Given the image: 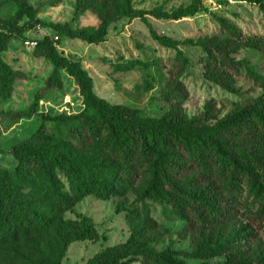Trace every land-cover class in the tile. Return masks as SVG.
<instances>
[{
  "label": "trees",
  "instance_id": "obj_1",
  "mask_svg": "<svg viewBox=\"0 0 264 264\" xmlns=\"http://www.w3.org/2000/svg\"><path fill=\"white\" fill-rule=\"evenodd\" d=\"M109 1L78 0L77 15ZM239 1L264 13V0ZM123 3V17L143 20L154 41L177 52L170 86L163 94L168 108L155 119L139 109L109 103L95 93L94 81L80 61L61 55L49 35L39 40L35 54L54 66L49 84L60 86L59 73L65 71L77 83L86 110L73 118L44 115L47 122L67 123V138L57 139L42 126L11 150L13 172L0 168V264H12L13 254H20L22 264H63L71 245L101 239L91 218L64 217L90 196L125 197L142 183L144 202L170 205L185 223L191 250H157L151 239L157 223L144 206L131 218L129 239L106 248L88 264H264V80L263 96L242 103L227 116L220 117L210 104L189 119L177 100L186 94L180 79L190 61L179 50L180 43L155 31L148 17H194L204 11L203 1L172 13L136 10L130 0ZM217 22L227 37H206L201 63L206 79L225 87L240 74L241 64L231 54L245 48L261 51L264 44L247 38L226 19ZM37 24L46 25L35 19L24 0L13 21H0V29L26 37ZM110 25L111 19L105 18L96 29L50 26L61 36L100 45L108 40ZM6 50L0 43L2 99L13 96L19 76L3 61Z\"/></svg>",
  "mask_w": 264,
  "mask_h": 264
},
{
  "label": "rangeland",
  "instance_id": "obj_2",
  "mask_svg": "<svg viewBox=\"0 0 264 264\" xmlns=\"http://www.w3.org/2000/svg\"><path fill=\"white\" fill-rule=\"evenodd\" d=\"M24 0H0V21H13ZM35 12V19L45 23L41 37L49 35L58 52L72 61H80L94 81V91L113 105H125L142 111L145 117L159 119L167 110L163 100L164 90L170 86L177 52L154 41L147 24L138 18L123 17V0H110L109 5L97 3L77 15L78 0H25ZM101 1V0H100ZM136 10L172 13L195 0H130ZM204 11L180 21L158 20L148 17V23L160 35L180 43L179 50L190 61L180 81L186 94L178 99L183 113L193 119L206 111L210 104L216 106L219 116L225 117L242 103L263 96L260 81L264 80V49L245 48L233 52L231 58L241 64L240 74L227 86L210 82L205 77L201 47L206 37L226 38L217 18L226 19L247 38L264 44V13L256 6L239 0H202ZM111 19L108 40L93 45L61 36L53 26L66 30L96 29L102 19ZM27 20L19 25L23 27ZM4 34L0 43L7 46L2 54L19 76L14 84L13 96L0 98V168L13 172L16 167L11 150L32 138L42 126L57 139L67 138V123L45 121L43 116L76 117L85 112L80 89L65 71H60L61 85H50L53 64L38 57L35 49L27 45V38ZM56 38H59V40ZM76 125V124H75ZM98 154L101 149H96ZM107 156L106 154H103ZM95 156V154H94ZM145 186L140 184L127 196L113 195L106 200L90 196L81 201L74 212L64 220L91 218L101 235L98 242L85 241L70 246L63 264H88L106 248L126 242L132 233V216L142 212L144 206L151 210L157 228L151 239L159 251L168 247L191 250L185 223L172 207L154 201H143ZM131 219V220H130ZM136 221L142 219L141 216ZM12 264H22L20 254L11 255ZM140 264V263H137Z\"/></svg>",
  "mask_w": 264,
  "mask_h": 264
},
{
  "label": "built area",
  "instance_id": "obj_3",
  "mask_svg": "<svg viewBox=\"0 0 264 264\" xmlns=\"http://www.w3.org/2000/svg\"><path fill=\"white\" fill-rule=\"evenodd\" d=\"M42 31H43V28L41 27V25L37 24L26 33L27 45L30 48L35 49L38 45L39 40H42L44 38V37H41ZM57 39L58 38H56V40Z\"/></svg>",
  "mask_w": 264,
  "mask_h": 264
}]
</instances>
